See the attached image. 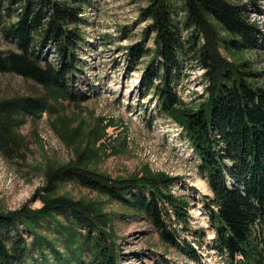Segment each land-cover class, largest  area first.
Listing matches in <instances>:
<instances>
[{"label": "trees", "instance_id": "obj_1", "mask_svg": "<svg viewBox=\"0 0 264 264\" xmlns=\"http://www.w3.org/2000/svg\"><path fill=\"white\" fill-rule=\"evenodd\" d=\"M9 12L22 10L17 23L2 29L15 50L0 51V73H12L46 87L64 100L74 102L68 77L81 72L76 49L83 41L80 16L90 0H7ZM182 35L169 0H148L143 16L151 20L148 35L155 33V50L143 43L128 48L129 62L146 54L153 58L142 85L154 89L162 114L182 128V133L200 158L199 168L207 175L213 197L204 196L216 237L215 248L227 264H264V87L261 73L247 62L235 65L217 51L218 35L212 22L228 33L227 49L264 51V32L248 20L246 6L228 0H183ZM6 0H0V23ZM258 12H260L258 8ZM11 15V14H9ZM258 35V36H257ZM202 36L206 42L201 43ZM262 41L259 46V40ZM54 43L59 65L43 61L41 45ZM207 70L208 97L199 105L187 106L177 95L173 81L185 57ZM159 62L157 69L152 68ZM49 105L40 97L0 101V148L12 152L13 129L25 117L36 118ZM48 186L75 181L144 216L161 240L194 260L199 254L182 241L176 225L188 223L191 201L171 192L176 177L147 173L112 178L75 162L47 174ZM43 206L17 211L0 209V264H122V250L110 218L85 200L51 195L46 189ZM43 221L52 231L43 234ZM29 232L28 242L21 230ZM185 230V226H182ZM57 235L53 237L51 234ZM203 239V228L192 234ZM52 236V237H51ZM62 247V249H61ZM242 256V258H238Z\"/></svg>", "mask_w": 264, "mask_h": 264}, {"label": "rangeland", "instance_id": "obj_2", "mask_svg": "<svg viewBox=\"0 0 264 264\" xmlns=\"http://www.w3.org/2000/svg\"><path fill=\"white\" fill-rule=\"evenodd\" d=\"M228 1L246 6L248 20L264 32V0ZM169 3L183 38L188 37L191 33L182 24L187 15L184 1L169 0ZM7 4L6 0L0 23L3 52L15 50V46L5 37L2 26L17 23L22 13L17 6L9 15ZM148 4V0H90L85 5L79 26L83 41L76 49L81 72L67 80L74 102L58 97L32 80L0 73V101L40 97L49 105L47 111L36 118L25 117L13 129L17 141L12 152L0 148V209H40L44 204L42 196L46 189H51L53 196L65 195L94 203L108 215L122 250V264H227L226 256H221L213 243L216 232L204 200L206 195L213 197V192L207 175L199 168L201 160L182 128L160 111L154 89L145 90L141 83L153 52L134 64L129 62V47L143 43L145 49L156 48V34L148 35L151 20L143 16ZM211 22L219 38L218 53L235 65L249 63L252 70L261 73L258 82L264 87V51L227 49L224 40L229 38L228 33L217 22ZM258 40L260 46L262 41ZM205 42L202 36L201 43ZM41 46L38 48L41 59L59 65L54 43ZM158 67L159 62L152 68ZM206 74L198 61L185 57L173 86L187 106L199 105L207 99L210 81ZM75 162L112 178L151 172L178 178L171 192L186 196L191 206L188 223L176 228L182 241H188L198 252L199 260L164 243L144 216L97 191L72 180L47 188L49 171ZM42 223L43 234H49L53 227ZM199 228L205 231L203 239L192 235ZM21 232L28 242L33 240L29 232L24 229ZM51 235L57 236L55 232Z\"/></svg>", "mask_w": 264, "mask_h": 264}]
</instances>
